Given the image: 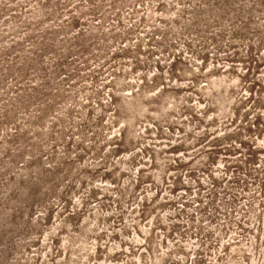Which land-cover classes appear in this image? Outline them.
Masks as SVG:
<instances>
[{
	"label": "rangeland",
	"instance_id": "374dc122",
	"mask_svg": "<svg viewBox=\"0 0 264 264\" xmlns=\"http://www.w3.org/2000/svg\"><path fill=\"white\" fill-rule=\"evenodd\" d=\"M0 264H264V0H0Z\"/></svg>",
	"mask_w": 264,
	"mask_h": 264
}]
</instances>
